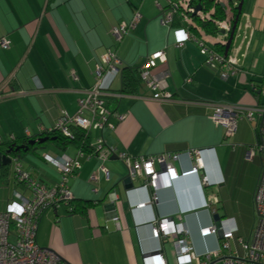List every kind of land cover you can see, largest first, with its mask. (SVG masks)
I'll return each instance as SVG.
<instances>
[{"label": "crops", "instance_id": "0c3cea01", "mask_svg": "<svg viewBox=\"0 0 264 264\" xmlns=\"http://www.w3.org/2000/svg\"><path fill=\"white\" fill-rule=\"evenodd\" d=\"M153 1L158 10V0H0V37L9 39L11 45L7 49L0 47L3 143L11 136L19 139L52 128L61 109L74 112L77 99L93 85L95 66L107 48L116 52L120 69H135L147 54L166 47V62L157 63L153 72L167 71L165 89L172 92V99H152V91L142 83L135 93L120 94L118 73L105 100L114 115L126 117L117 121L112 115L110 122L115 128L91 131L90 143L96 144L101 138L105 145L133 156L204 149V167L200 173L170 183L165 176H157L154 189L157 201L139 208L135 205L147 201L152 189L141 187L143 179L138 178L133 189L127 190L126 168L115 154L103 162L108 176L98 170L97 158L83 160L77 174L69 180L76 210L70 213L65 206L46 209L36 231L37 244L51 249L67 264H142V251L158 244L149 223L158 216L178 213L184 214L195 252L215 249L217 235L199 234L200 227L214 223L210 210L203 206L205 197L217 196L214 206L219 207L244 167H248L247 171L251 167V197L256 185L260 154L257 150L252 156L249 154L258 141L256 122L240 119L234 136L224 139L223 128L215 125L210 115L216 103L264 104L263 94L254 89L264 75V0H242V14L230 50L239 58L242 71L226 80L202 66V56L194 41H187L179 48L174 44L171 29L160 21L161 26L154 28ZM91 5L97 8L90 9ZM134 10L141 15L138 23L116 43L110 34L111 26L129 19ZM208 35L213 38V34ZM29 47L33 51L32 62L24 70L27 60L22 62L21 58ZM187 77L191 80L186 81ZM43 151L51 155L63 152L74 155L75 147L69 145L63 149L50 143ZM38 157L42 163L30 158L34 161H30L28 168L22 161L23 167L46 183L56 181L57 172L48 174L47 163L41 154ZM172 164L177 170L190 167L185 155ZM162 170L161 165H155V171ZM93 173L98 177L95 184L89 181ZM202 175L210 181L206 187L201 185ZM13 187V184L7 187L6 202ZM113 215L118 216L119 229ZM235 222L240 235L241 227L236 219ZM250 232L251 229L248 235L240 236L248 238ZM161 245L168 263L174 264L171 239L163 240Z\"/></svg>", "mask_w": 264, "mask_h": 264}, {"label": "built area", "instance_id": "2783aa9c", "mask_svg": "<svg viewBox=\"0 0 264 264\" xmlns=\"http://www.w3.org/2000/svg\"><path fill=\"white\" fill-rule=\"evenodd\" d=\"M223 4L225 16L216 21L219 32L213 34V38L205 33L196 23L195 15L199 19H209L210 11H195V5L191 0H165V4L156 3L159 9V21L162 25L171 29L175 38V46L183 47L185 42L194 41L202 56V66L217 73L222 80L230 76H236L242 71L239 58L233 54H224L218 51L214 43H224V35L230 26V5L227 0H217ZM141 15L134 10L131 17L111 26L110 34L116 43H119L138 23ZM177 21L178 25H172ZM224 30V33L220 32ZM183 33L185 38H180ZM10 40L0 37V47L7 49ZM167 60L166 47L155 50L145 56L141 62L139 76L142 84L152 91V99L167 101L172 99L171 91L165 89L167 71L153 72L157 63ZM120 59L116 52L107 48L101 55L100 61L94 69V83L84 91V95L77 99L76 110L69 113L61 109L55 119L54 126L46 131L56 130L61 135L70 139L74 138L72 128H78L86 133L104 128L114 129L115 124L110 122L114 115L108 108L105 96L110 93L112 79L118 74ZM72 77L77 78L72 72ZM190 77L186 81H190ZM264 94V75L259 84L254 87ZM203 103H209L203 101ZM117 121L123 120L125 114H115ZM212 122L223 128L224 139L234 136L238 121L247 119L254 121L258 127V141L250 148L249 154L257 150L260 154L261 164L256 185L252 194V206L254 211V223L250 236L243 238L237 234V225L233 217H220L217 223L199 228L202 237L217 235V247L212 250L197 253L194 251L189 239V229L186 225L184 214L175 216H158L149 223L151 235L158 244L155 248L142 251V264H169L162 253L161 242L171 239L174 249V264H264V104L255 103L251 106L240 104L216 103L210 115ZM28 133L27 130H25ZM43 132V131H42ZM14 136H11L13 138ZM2 139L0 138V144ZM204 149H187L184 152L156 153L149 155H130L125 150L117 151L116 148L107 146L101 138L96 144H91L87 151L81 147L75 149L74 155L65 152L59 155H51L43 151L42 160L52 166L58 179L46 183L37 176L32 175L23 167L22 161L10 155L12 183L14 187L10 191V197L5 207L0 211V264H67L51 249L41 247L36 242L38 221L42 213L48 209L56 210L60 206L71 209L70 202L74 199L70 190L69 180L74 177L81 168L82 161L95 157L100 161L99 171L108 176V170L103 162L109 156L115 154L124 164L127 175L134 182L138 178L143 179L140 184L143 188L152 189L149 199L139 202L135 207H143L146 204L155 203L158 196L156 188L157 176L163 175L168 183L191 174H198L204 167L202 153ZM185 155L189 159L190 167L177 170L172 161L179 162ZM159 164L162 171H155V165ZM98 177L95 173L89 176V181L95 184ZM201 185L210 184L207 176L200 177ZM96 190V188H94ZM218 202L215 195L205 197L203 206L213 214L217 212L214 205ZM13 203L19 204L24 211L17 214L9 211ZM115 227L120 228L117 215H113Z\"/></svg>", "mask_w": 264, "mask_h": 264}, {"label": "trees", "instance_id": "16d2710c", "mask_svg": "<svg viewBox=\"0 0 264 264\" xmlns=\"http://www.w3.org/2000/svg\"><path fill=\"white\" fill-rule=\"evenodd\" d=\"M227 1L230 5V19H229L230 26L224 35L225 42L224 43H219V42L214 43L215 48L224 54L230 53L235 34L237 32L240 16L242 14V0H237L235 2L233 0H227ZM191 3L195 6L199 4L201 7V10L211 12V16L209 19L201 20L199 19V17L195 15L194 18L196 20L197 25L207 34L208 33L210 34L218 33L219 29L216 25V21L223 19L225 16L224 9L220 5V3L217 0H191ZM178 24L179 23L177 21H174L172 25H178ZM118 73H120L119 75H120V80H121L120 94L135 93L136 87L140 83H142L140 80V76H139V69L138 68L132 69L129 67H124L122 69L119 68ZM106 104L108 103L106 102ZM72 131L74 134V138L72 139L61 135L56 130H51L49 132L43 131L39 134L25 136L19 139H17L16 137H13V138H10L9 141H7L6 143L1 142L0 151L6 152L7 150H10L8 155L17 156L20 160H22V157L26 153H29V154L34 153L35 151V149H33L34 146H37V147L43 146L45 148V146L48 143L49 144L51 143L54 146L61 147L63 149L69 145H73L75 149L78 147H81L88 151L91 148L90 133H86L85 131L78 129V128H72ZM39 137H47V140L43 142L42 144L29 145V150H24V149L16 150V147H18L19 145L27 144L29 139H38ZM9 171L6 169L5 175H8V172H9L10 182L12 183L11 168ZM73 201L74 199L70 202L71 209L70 210L67 209L68 212L70 213L76 210L77 204L73 205Z\"/></svg>", "mask_w": 264, "mask_h": 264}, {"label": "rangeland", "instance_id": "374dc122", "mask_svg": "<svg viewBox=\"0 0 264 264\" xmlns=\"http://www.w3.org/2000/svg\"><path fill=\"white\" fill-rule=\"evenodd\" d=\"M158 1L160 2L161 5L164 4L163 0H158ZM154 3L155 1L152 2L153 11L155 14L152 17L151 22L154 23L155 25L154 28L157 29L161 26V24L159 23V9L157 10L155 8ZM93 6L97 8L96 5ZM93 6L91 5L89 6V8L93 9L94 8ZM22 54L23 53H21V56ZM32 57H33V51L32 48L29 47L27 54L25 53V55L21 58V60H23L22 62L27 60V62L24 64L25 65L24 70L30 65V62H32ZM262 98L264 101V94L262 95ZM47 145H49V143ZM40 154H41V150H35L34 153L25 156V159L21 161H23L24 166L26 168H28V164L30 163V161H34V159L38 161V163H42L41 159L38 157ZM30 158H34V159H30ZM10 166L11 165L7 167L8 171L10 170ZM47 166H48L46 168L47 173L51 175H55L56 170L48 164ZM246 168L248 167H244L242 172L239 174L240 178L237 181V183L231 185V191L228 197L221 199L220 200L221 204L219 205V207L218 205L216 206L217 213L220 215V217L233 216L234 219L237 220L239 226L241 227V230L239 232L240 235H248L251 227L253 226L254 218H255L253 206H252L251 193L249 194L250 184L252 182V175L251 172H249L251 167H249L250 169L248 171L246 170ZM9 172L8 175L5 176H2L0 174V205L1 204L3 205L6 199L7 187H10V185L12 184L10 182Z\"/></svg>", "mask_w": 264, "mask_h": 264}, {"label": "water", "instance_id": "95a60500", "mask_svg": "<svg viewBox=\"0 0 264 264\" xmlns=\"http://www.w3.org/2000/svg\"><path fill=\"white\" fill-rule=\"evenodd\" d=\"M221 6H223V4H221ZM200 8H201L200 5L197 4L195 6V11L199 10ZM220 32L224 33V30L220 29ZM46 140H47V137H39L38 139H29L27 144L19 145L18 147H16V150H19V149L29 150V145L42 144ZM43 148H44L43 146H40V147L34 146L33 147V149H35V150H38V149L42 150ZM9 151L10 150H7L6 152H1L0 151V174L2 176L5 175L6 169L10 165V162H11L10 157L8 155ZM124 187L127 190L133 189V187H134V183L129 178L128 175H126V177L124 178ZM212 219H213V221L215 223H217L218 220L220 219V215L217 212H215V213L212 214Z\"/></svg>", "mask_w": 264, "mask_h": 264}, {"label": "clouds", "instance_id": "9594fccd", "mask_svg": "<svg viewBox=\"0 0 264 264\" xmlns=\"http://www.w3.org/2000/svg\"><path fill=\"white\" fill-rule=\"evenodd\" d=\"M180 38H182V39L185 38L183 36V33H180ZM9 211H14L17 214H21V213H23L24 209L19 204L13 203L12 205L9 206Z\"/></svg>", "mask_w": 264, "mask_h": 264}, {"label": "bare ground", "instance_id": "6f19581e", "mask_svg": "<svg viewBox=\"0 0 264 264\" xmlns=\"http://www.w3.org/2000/svg\"><path fill=\"white\" fill-rule=\"evenodd\" d=\"M68 211V210H67Z\"/></svg>", "mask_w": 264, "mask_h": 264}, {"label": "snow or ice", "instance_id": "6c2138e0", "mask_svg": "<svg viewBox=\"0 0 264 264\" xmlns=\"http://www.w3.org/2000/svg\"><path fill=\"white\" fill-rule=\"evenodd\" d=\"M182 35V34H181Z\"/></svg>", "mask_w": 264, "mask_h": 264}]
</instances>
